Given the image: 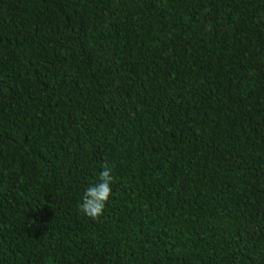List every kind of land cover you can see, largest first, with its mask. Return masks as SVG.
Returning a JSON list of instances; mask_svg holds the SVG:
<instances>
[{"label":"trees","instance_id":"trees-1","mask_svg":"<svg viewBox=\"0 0 264 264\" xmlns=\"http://www.w3.org/2000/svg\"><path fill=\"white\" fill-rule=\"evenodd\" d=\"M0 264H264V0H0Z\"/></svg>","mask_w":264,"mask_h":264},{"label":"clouds","instance_id":"clouds-1","mask_svg":"<svg viewBox=\"0 0 264 264\" xmlns=\"http://www.w3.org/2000/svg\"><path fill=\"white\" fill-rule=\"evenodd\" d=\"M114 177L111 168L105 164L97 182L86 187L79 205L80 211L90 219H99L112 196Z\"/></svg>","mask_w":264,"mask_h":264}]
</instances>
